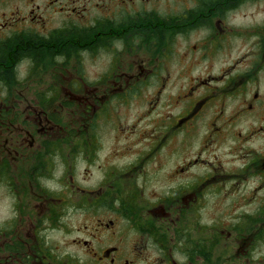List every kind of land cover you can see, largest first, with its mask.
Here are the masks:
<instances>
[{
    "label": "flooded vegetation",
    "instance_id": "af4514ba",
    "mask_svg": "<svg viewBox=\"0 0 264 264\" xmlns=\"http://www.w3.org/2000/svg\"><path fill=\"white\" fill-rule=\"evenodd\" d=\"M188 58L224 66L214 72L208 63L202 74L188 68ZM178 72L189 73L178 85L186 107L174 125L165 127V135L179 127L191 133L209 107L208 131L196 156L171 166L159 179L166 162L159 170H146L151 156L138 154L121 164L112 159L115 152L96 164L101 152L93 130L100 114L107 113L110 93L137 92L141 86L163 93L172 75L184 76ZM44 73L66 76L65 81L46 87L37 77ZM11 76L22 82H12ZM45 90H63L78 103L87 98V109L97 105L86 118L91 128L52 141L58 133L49 131L61 117L46 114L55 95L45 103ZM242 121L249 122L245 133L235 130ZM262 135L264 0H0V186L10 189L12 168L26 163L30 178L19 190L15 180L17 208L23 211L24 201L29 215H40L37 230L31 223L24 238L19 224L5 227L0 264H264V254L254 258L264 247V226L256 227L264 223V204L251 214L238 213L232 227V157L228 162L215 154L213 162L206 158L218 143L226 142L232 155L240 144ZM244 156L245 171L254 170L261 179L264 147ZM67 157L75 164L85 157L86 185L71 176L60 196L48 181ZM156 183L164 190L147 189ZM66 199L73 211L87 213V224L71 234L88 263L80 254H61L46 239L45 219L55 225ZM225 199L229 209L221 211Z\"/></svg>",
    "mask_w": 264,
    "mask_h": 264
},
{
    "label": "rangeland",
    "instance_id": "374dc122",
    "mask_svg": "<svg viewBox=\"0 0 264 264\" xmlns=\"http://www.w3.org/2000/svg\"><path fill=\"white\" fill-rule=\"evenodd\" d=\"M176 61V59L173 60L174 63ZM184 62L189 63V69L194 67L200 70L199 73L202 74H204L206 68L209 67L208 63L211 64L214 72H217L224 66L223 62L221 63L217 60L208 61L206 59L188 58L184 60ZM247 63L248 61H245L242 68H245ZM88 74L90 75L91 73L88 72ZM179 74L184 76L177 77L176 75H172L163 93H156L152 86H141L137 92L127 93L129 92L127 91L119 95H117L116 92L110 93V97L107 99V113L105 115L103 113L100 114L101 118L95 121L96 128L93 130L94 133H96L94 141L101 152L98 157L100 161H97L96 164L103 163V158L106 156L112 157L111 154L115 152H117V154L115 157H112V159L116 163L121 164H126L132 160L135 161L140 157L137 156L138 154H142L143 159L151 156V158H148L145 162V167H147L146 170L151 169V167L159 170L161 168L160 164L166 162L164 169L157 172V179H159L161 174H167L171 166H180L186 163L187 159L196 156V153L199 151L198 147L201 145L202 135L205 131H208L207 117L211 114V109H209V107L206 108L205 111L207 113L204 114V117L196 121L197 124L195 123L192 126L196 129L190 131L191 133L185 135L181 133L183 128L179 127L178 129H173L172 135H165V127L168 126L170 122L174 125L177 122V118L182 115V111L186 107V102L178 98V95L182 93L178 85L189 78V76H186L189 73L180 72ZM97 75L98 74H95L94 78L97 77ZM37 77L39 78V84L48 87L64 83L65 80L62 79L66 76H53V74L44 73ZM71 77L77 78L78 76L73 75ZM12 82L18 83L16 80ZM23 82L25 81L23 80ZM29 82L36 81L30 80ZM41 93L43 95L46 93L49 94V97L44 99L45 102L52 99L51 96L54 93L55 102L47 104L44 110L48 116L54 114L61 117V122H59V124L57 123L61 126L55 125L53 129L49 131L51 133H58L52 141L64 139L70 134L85 133L87 131L86 128H91L90 125H87L86 118L92 117L93 113L98 110L99 107L96 105L92 109H87L85 103L87 98H82V102L80 103L77 101L68 103L67 101L70 99L69 95L63 90L53 93L45 90ZM80 94H83V97L86 95L85 92H81ZM29 103H33V100L30 98ZM39 106L43 109V105L41 106V104H39ZM113 119H116V125L112 123ZM248 125V121H242L240 124L236 125L235 130L245 133ZM133 131L134 135H130ZM165 138H167L166 143L163 142ZM170 139H172L171 146L168 147L166 145ZM233 140L236 144L240 143L236 139ZM240 146L241 147H237L236 150L234 149L232 155H229L227 143H218L214 153H208V156L206 155V158L212 162L214 161L212 157L214 154L217 155L221 162H228L232 157V172L234 174V177H232V186H235L232 187V227H234V224L238 220L236 218L238 213L244 212L251 214V212L258 209L260 205L264 204V184L261 185L260 183L261 180H263L264 183V176L260 179V175L253 172L254 170L249 171L246 169L245 171L243 168V166L246 165L244 164L246 162V157L244 156L245 151L252 149L260 151L261 148L264 147V135L252 137L244 144V147H242L243 144H240ZM156 148H158V150L155 152ZM204 156L205 155H203V157ZM65 157L66 156L63 158ZM73 159L74 158L67 157L66 163L61 162V165L54 169L53 177L48 181V186L57 189V194H60V196H63L61 193L64 191V188L69 185L68 181H70L71 176L75 178L77 184L82 186L86 185L85 176L88 164L86 163L85 157L76 158V164ZM112 159L111 161L113 163ZM149 160L151 162H148ZM137 162L143 163L141 159ZM95 170L96 167H91L90 169V171ZM12 173L14 182L10 186V189L3 185L0 186V246L5 240V236L3 235L5 227H12L15 229L19 224L20 237L24 238L27 233V226L31 227L32 223L37 230V223L40 218V215L35 211H33V214L29 215L24 201H22V204L25 209L22 211V209L19 210L17 208L19 203H17L18 197L14 192L15 180L17 179L20 185L18 188L15 187V189H21V182L24 179L30 178V169L26 163L23 162V165L17 168L13 167ZM173 184H175V182ZM163 187V185L156 183L147 189L160 192L164 190ZM250 197H253V202L251 203H249ZM229 201L228 199L224 201L221 200V211H227L229 209ZM47 208V204L44 203L43 211L45 213ZM59 212H61L59 217L60 220L57 221L55 225H53L52 221L45 219L44 228L48 243L54 246L61 254L73 253L83 256L82 249L76 247L72 243L74 235L71 234V231L81 228L83 224H87V213H85V211H78L77 213L75 210L73 211L67 199L60 204ZM109 212L111 211L109 210ZM21 216L23 217L21 218ZM261 226H264V223L256 225V227ZM262 249V251L255 253L254 258H260L257 256L264 254V247ZM83 259L85 263H88L87 257L83 256Z\"/></svg>",
    "mask_w": 264,
    "mask_h": 264
},
{
    "label": "trees",
    "instance_id": "16d2710c",
    "mask_svg": "<svg viewBox=\"0 0 264 264\" xmlns=\"http://www.w3.org/2000/svg\"><path fill=\"white\" fill-rule=\"evenodd\" d=\"M11 78H12L13 81H15V80L17 81L16 76H11ZM45 98H46V97H45ZM45 103H46V102H45ZM60 122H61V121H60ZM80 141H82V140H80ZM63 146H67V147H69L68 144H65V145H63ZM63 146H62V147H63ZM62 157H64V156H62Z\"/></svg>",
    "mask_w": 264,
    "mask_h": 264
}]
</instances>
